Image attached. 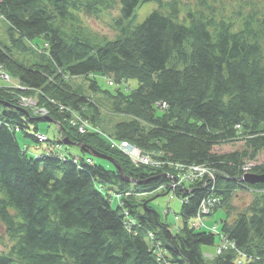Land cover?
I'll use <instances>...</instances> for the list:
<instances>
[{
  "label": "trees",
  "instance_id": "1",
  "mask_svg": "<svg viewBox=\"0 0 264 264\" xmlns=\"http://www.w3.org/2000/svg\"><path fill=\"white\" fill-rule=\"evenodd\" d=\"M146 1H154L155 10L135 28L123 26ZM198 1L206 12L187 8L179 20L176 0H2L11 46L0 44V68L20 87L0 85V221L8 241L0 236V264H264V182L249 185L242 176L245 168L264 173V161L256 162L264 153V14L216 17L212 2ZM115 4L120 33L114 39L92 44L67 29L77 13L93 15ZM36 39L47 43L48 55L19 63L11 50L29 51L27 42ZM96 75L110 76L117 88L102 89ZM75 77L87 78L90 90L114 100L113 110L127 118L115 125L114 138L97 126L98 104L71 87ZM130 80L136 84L129 87ZM34 95L46 114L19 104L20 96ZM159 102L168 107L160 109ZM71 116L88 128L78 130ZM45 118L57 122V141L68 137L83 145L81 152L111 156L133 182L90 153L76 158L50 147L28 154L17 132L39 141L37 121ZM123 140L152 159L215 171L172 189L175 169L135 164L113 145ZM238 140L243 147L216 151ZM161 186L181 198L176 229L161 222L145 198L134 202ZM240 188L252 198L235 209L231 197ZM208 195L218 199L209 215L225 211L213 225L202 216L217 233L188 224ZM216 235L219 243L234 241L245 258L229 248L207 258L202 247L214 245Z\"/></svg>",
  "mask_w": 264,
  "mask_h": 264
},
{
  "label": "rangeland",
  "instance_id": "2",
  "mask_svg": "<svg viewBox=\"0 0 264 264\" xmlns=\"http://www.w3.org/2000/svg\"><path fill=\"white\" fill-rule=\"evenodd\" d=\"M163 1L167 2L172 0H163ZM176 1L179 2V7L181 8L179 11V17H178L179 20H182L185 14V10L187 8L192 10H197L201 8L202 10H205L204 7L200 6L198 0H176ZM206 2L208 3L212 2V4L217 10L215 12L216 17H222L223 15L224 17L236 19L239 16H243L248 13H250V15L253 17H258L264 14V0H206ZM155 8H156V3L154 1H146L142 3L136 8L134 15L123 22V26L125 27L127 26L129 28H135L136 25L142 23L143 20L147 17V15L150 14L153 10H155ZM2 15L4 16L3 13ZM76 15L78 21L73 19L68 20L66 22L68 26L67 29H69L71 32L77 34L78 36L82 37L83 39L87 40L92 44H94V42H100L101 39H105V38L114 39L120 33V27L115 23V20L118 19L120 16L119 4H115L112 8L104 9L97 14L91 15L84 13L82 11L77 13ZM8 26H9V22L5 18H0V44L3 47H7V48L11 46L10 39L7 36V30L9 28ZM27 44L31 48L29 51H22V50L17 51L14 49L11 50L13 57L19 63H23L24 65L29 66L31 65L32 62H37L39 60H42V58L40 59L39 55L40 56L48 55L49 46L47 45V43L43 42L42 39H36L34 41L30 40L27 42ZM1 75L3 76L7 75L8 79L4 77L2 79ZM10 77L11 74L8 71L6 70L4 71L0 69V85H4L7 88L20 87V84L17 82V80L14 77H11V79H9ZM96 80L99 86L104 90L108 89L109 91L113 92L117 88L115 84L109 85L104 76L96 75ZM69 82L72 85L71 87L73 89L75 88L78 89V91L81 92L84 96L92 98L95 104L96 105L98 104L99 113L96 121L97 126L99 127L101 132L105 134L107 137L114 138L115 125L120 121L127 119L121 113L117 114V112L113 110L112 104L114 103V100L112 101V99H110L109 97L107 98L100 91L97 92L91 91L90 88L88 87L89 81L87 80V78L75 77V78H71ZM135 84L136 82L134 80H130L128 82L129 87L130 85L134 86ZM122 86H124V84H122ZM20 97L21 98L19 101L20 102L23 101L22 103H19L21 104V106H26L28 108L35 109V111L39 110L38 112L41 115L46 114L45 110L37 107V100L35 95L30 97L29 96H20ZM22 97L25 99H23ZM57 106L59 110L61 111L63 110L60 105ZM156 106H158L160 109H165L166 107H168L166 104L165 105L160 104ZM90 112H92V109H90ZM71 120L77 121L79 119H76L71 116ZM37 122H38L37 123L38 133L44 135L45 141L34 142L29 136H26L22 132H17L18 144H20L22 148L25 147L28 154L36 157L39 154L45 153L46 149L51 147L55 151L60 149L63 153H66L67 155L69 154L76 158H81L84 156L83 152H81L79 145L78 146L74 144L64 145L62 139L60 142L57 141L58 138L60 137L59 135L60 132L58 130L59 127L57 122H52L50 120L37 121ZM46 137L50 140V142L46 141ZM51 141H53L54 144H52ZM59 144L62 145V148L58 147ZM117 144H120V142ZM241 147H243V142L241 140H238V142L235 141V142L219 145L217 146L216 151L218 150V152H228L230 150L238 149ZM124 154L130 160L129 156L126 153ZM259 154L260 155L256 160L257 163L264 161V153L260 152ZM148 156L146 155L147 159H149ZM109 162L108 163L105 162L104 164L108 166ZM157 162H160L159 163L160 167L164 166L165 164V161L159 159H157ZM138 165H147L153 167L155 166V164H152L151 162L148 161L147 162L143 161ZM213 171H215V169H213ZM212 175H210L209 173V178ZM204 177L205 176H202V179H204ZM172 183L173 180L171 179L170 184ZM162 188L163 187L161 186L158 189H155V192L150 194L144 193L143 195L140 194L139 196L135 195L136 198L134 199L135 200L134 202L139 203L145 198V201L148 202L150 207L153 208L155 212H158L161 222L168 223L171 229H176L178 226L182 224L181 211H180V207L182 204L181 198L179 195L175 194L171 190H169L166 193H163L161 191ZM126 194L129 193L127 192ZM251 195H252L251 192L242 188L235 190L231 197L232 206H234L235 209H241V207H243L245 204L251 201L252 198ZM112 196H113L112 204L113 206H116L117 200L115 199H117L119 195L114 194ZM209 196L210 195H208V197ZM224 216H225V211L220 208L217 209V211L214 212L213 214L206 216L204 218V221L208 225L210 224L213 225L214 223L220 221L219 219ZM0 236L4 241H6L7 244L8 241L6 240L4 225L2 224L1 221H0ZM215 242L216 243L214 245L202 247L203 253L206 254L207 258L209 257L208 255L214 254L216 245H218L219 243V237L217 235L215 238ZM3 249H5L4 246L0 244V250ZM172 264H183V263L174 262Z\"/></svg>",
  "mask_w": 264,
  "mask_h": 264
},
{
  "label": "built area",
  "instance_id": "3",
  "mask_svg": "<svg viewBox=\"0 0 264 264\" xmlns=\"http://www.w3.org/2000/svg\"><path fill=\"white\" fill-rule=\"evenodd\" d=\"M2 2V0H0V3ZM3 13V12H2ZM1 13V9H0V18H5V16H3ZM1 69V68H0ZM2 70V69H1ZM5 71V70H4ZM7 78V75H1V78L3 79ZM10 79V78H9ZM23 98V97H22ZM25 99V98H23ZM23 102V101H22ZM20 102V103H22ZM160 104H164V102H159L156 105H160ZM75 118V117H74ZM76 119H79L77 121H73L71 120V124L72 125H77L78 124V130H80L81 132H84V127L88 128V124L85 120H83L80 117H77ZM38 138L40 141H45V137L42 135H38ZM114 146L118 147L117 149L122 150L124 153H126L130 160H132L135 164H140L143 161H148L151 162L152 164H155V166H159L160 162H157V159L155 158H151V155L146 152H142L141 150L137 149L134 145H130L128 142L126 141H120V144H117L116 142L113 143ZM58 147H60L58 145ZM142 152V153H141ZM145 154V155H144ZM146 155L148 156L149 159L146 158ZM87 162H91V160H87ZM158 163V164H156ZM165 164H167L168 166L172 167L173 169H175V176H171L173 183L171 184L172 189L180 186H183V183L186 182H194L197 181V179H202V176H204L205 174H209L212 175L213 173V168L209 167L208 165H204V164H183L180 162H165ZM160 167V166H159ZM247 171V169L245 168V172ZM212 177V176H211ZM218 199H216L215 197H207L205 199H202V201L200 202V205L198 207V215L197 218L195 220H189L190 224L196 228H204L207 230H211L215 233H217L218 231H216V227L215 226H210L207 227L205 226L204 222L202 221V216H207L209 215V212L211 211V207H213L214 203L217 202ZM235 249L236 252H238L241 256V260L243 259V257L245 258V254L238 251L236 246H235V242L234 241H229L227 240L225 237L221 238L220 243L218 244V246L216 247L215 252L216 253H221L222 250L224 249ZM239 264L241 263L240 260H238Z\"/></svg>",
  "mask_w": 264,
  "mask_h": 264
},
{
  "label": "water",
  "instance_id": "4",
  "mask_svg": "<svg viewBox=\"0 0 264 264\" xmlns=\"http://www.w3.org/2000/svg\"><path fill=\"white\" fill-rule=\"evenodd\" d=\"M45 119H47L48 120V118H45ZM62 142L65 144V145H67V144H74V145H79L80 146V148H83V145H81V144H76V143H74V142H71L69 139H68V137H64L63 139H62ZM83 152H86V153H90L91 155H93L94 157H96V158H103V159H106V160H108V161H110V162H112V163H114V166H115V168H116V170L117 171H119V173H120V176L122 177V178H124L125 180H127V181H131V182H133V180L132 179H130V178H127L126 176H124V174H123V171H121V168H120V166L117 164V162L110 156H107V155H105V154H102V153H98V152H96V151H94V150H88V149H84L83 150ZM244 178H243V181L245 182V183H247V184H249V185H251V184H256V183H261V182H264V173H261V174H255V173H252V172H250V173H245L244 175Z\"/></svg>",
  "mask_w": 264,
  "mask_h": 264
},
{
  "label": "bare ground",
  "instance_id": "5",
  "mask_svg": "<svg viewBox=\"0 0 264 264\" xmlns=\"http://www.w3.org/2000/svg\"><path fill=\"white\" fill-rule=\"evenodd\" d=\"M188 222H189V221H188ZM188 224H189L190 227H194V226H192V225L190 224V222H189ZM195 228H196V227H195Z\"/></svg>",
  "mask_w": 264,
  "mask_h": 264
},
{
  "label": "crops",
  "instance_id": "6",
  "mask_svg": "<svg viewBox=\"0 0 264 264\" xmlns=\"http://www.w3.org/2000/svg\"><path fill=\"white\" fill-rule=\"evenodd\" d=\"M59 135H60V133H59ZM59 135H58V136H59Z\"/></svg>",
  "mask_w": 264,
  "mask_h": 264
}]
</instances>
